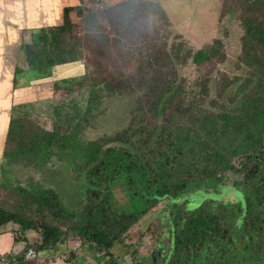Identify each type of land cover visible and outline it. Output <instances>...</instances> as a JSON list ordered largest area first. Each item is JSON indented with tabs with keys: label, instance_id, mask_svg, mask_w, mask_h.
I'll return each mask as SVG.
<instances>
[{
	"label": "trees",
	"instance_id": "trees-1",
	"mask_svg": "<svg viewBox=\"0 0 264 264\" xmlns=\"http://www.w3.org/2000/svg\"><path fill=\"white\" fill-rule=\"evenodd\" d=\"M221 2L218 20L228 15L239 22L237 59L243 68H250L242 79L222 74L216 80L217 98L239 81L228 96L231 109L217 107L215 113L204 107L206 101L215 105L208 100L211 80L200 78L186 85L178 74L187 65L200 68L222 61L220 38L193 49L179 34L171 33L156 0H123L105 8L111 41L125 49L123 56L132 60L134 77L98 79L84 69L78 78L54 80L52 90L66 95L88 87L84 104L73 99L74 123L66 131H45L30 120L11 119L2 152L9 160L34 159L41 166L54 161L73 171L76 181L82 180V203L76 209L67 208L52 187L8 186L0 201V227L14 226L15 240L25 232L36 233L37 241L26 247L37 253L72 238L90 245L112 264H120L124 255L131 264H144L146 257L140 253L144 235L152 248L148 256L155 257L166 246L155 264L264 261V0ZM84 6L63 8L60 25L41 28L36 43L23 46L30 69L78 64L92 39L104 37L97 19ZM73 11L83 20L86 32L81 37L73 33ZM115 94L131 97L126 125L94 140L84 139L87 117L98 115L102 99ZM233 173L240 176L242 201L240 231L235 236L211 200H181L199 182L221 183ZM114 184L125 197L119 207L113 201ZM160 202L168 205L163 219L147 224L137 236L131 234L132 227ZM115 245L122 246L118 254L112 252ZM73 256L67 253L65 261L73 263ZM15 264L39 263L19 257Z\"/></svg>",
	"mask_w": 264,
	"mask_h": 264
},
{
	"label": "rangeland",
	"instance_id": "rangeland-1",
	"mask_svg": "<svg viewBox=\"0 0 264 264\" xmlns=\"http://www.w3.org/2000/svg\"><path fill=\"white\" fill-rule=\"evenodd\" d=\"M123 0H88L83 1L85 5L83 9L92 12V15L97 19L104 37L93 38L90 44L84 50L83 59L78 64L68 65V68H51L44 70V76L48 79L46 82L50 83L54 80L61 78H78V75L88 72L92 77L98 79L109 78L111 76L118 77L119 75L125 79L127 77H134L133 63L129 60L128 56L124 55V50L121 49L119 44L113 43V32L110 24L105 21L104 9L118 4ZM164 12L166 13L169 21V30L172 34H179L193 49H198L208 45L214 38L222 40V53L224 59L216 61L212 64H206L200 68H195L193 65H187L178 69L180 77L185 79L186 85L195 79H208L209 83V96L208 100H213L215 105L211 107L208 101L204 102V107L211 108L215 113L217 107L219 109H231V103L228 101V96L232 95L236 86L239 84L237 81L233 84L228 93L223 95L222 98H217L215 94L216 80L220 75L224 74L229 79L234 77L242 79L247 76L250 68H243L239 63L238 55L240 54V37L242 28L239 22L233 16L225 15L222 19L218 20L220 5L222 0H156ZM72 14L73 33L81 37L86 31L82 29V17H77L75 12ZM86 16V15H84ZM92 30V29H90ZM94 33V32H92ZM87 64L85 68H78V65ZM55 69V70H54ZM58 70V71H57ZM83 72V73H84ZM40 82L41 78L29 79V83ZM76 82V81H75ZM73 83V82H72ZM47 87V86H46ZM75 87V86H74ZM72 86V88L74 89ZM47 89V88H45ZM44 89V91H45ZM76 89V88H75ZM88 87L77 89L70 95L63 94L61 91L51 92L50 95L45 96L37 95L38 89H35L36 96H39L41 103L36 106L28 105L27 120H30L45 131H50L54 128L60 131H66L70 123H74L77 118L76 113L72 110V102L76 100L78 103H85L87 98ZM44 93V92H43ZM124 96V97H123ZM118 96L110 95L108 98H103L99 105V114L90 115L87 117L86 126L82 132V137L86 140H94L104 134L113 133L122 126H125L130 115L131 97L125 95ZM74 99V100H73ZM134 100V99H133ZM65 101L63 107L58 105ZM215 106V107H214ZM130 107V109H129ZM55 110L58 112L55 113ZM93 113V112H92ZM58 115V116H55ZM3 173L4 178L2 183L3 188L0 190V201L3 189L8 186L21 187L28 190H35L38 188L52 187L56 189L60 196L63 198L64 205L69 209H76L82 203V180L75 178L76 173L69 169L60 167L57 162H48L45 165H40L32 159L30 162L27 159L9 160L3 158ZM235 164V163H234ZM237 167V165L235 164ZM240 176L233 173L227 174L223 178V182L218 183L214 181L199 182V187L190 189L186 194L182 195L181 200L189 199L190 203H199L203 200H211L215 209L222 211L223 216L232 225V232L238 234L240 231L239 217L240 206H242L240 194ZM197 185V184H196ZM8 191H6L7 193ZM2 194V195H1ZM113 201L119 207L125 201V197L121 193L118 184H114L112 188ZM166 202H160L151 210H149L130 230L134 236L137 232L142 230L147 224H156L159 219H163V209L168 208ZM10 225V224H9ZM161 225V224H160ZM14 228V226L10 225ZM134 230V231H133ZM143 231V230H142ZM32 232V231H29ZM148 235L140 240V253L146 257L144 264H155L159 256L166 253V246H157L158 251L153 255L148 256L152 251L149 246ZM239 248V247H238ZM122 246L115 245L112 252L120 253ZM120 261V260H119Z\"/></svg>",
	"mask_w": 264,
	"mask_h": 264
},
{
	"label": "crops",
	"instance_id": "crops-1",
	"mask_svg": "<svg viewBox=\"0 0 264 264\" xmlns=\"http://www.w3.org/2000/svg\"><path fill=\"white\" fill-rule=\"evenodd\" d=\"M83 1L85 0H0V186L5 179L2 152L9 121L29 118L28 105H39L42 100L36 96L35 89L39 91L37 95H42L43 98L48 95L51 97L52 93L53 83L46 82L48 79L43 77L45 69L29 68L23 46L36 43L41 28L60 25L63 8L81 5ZM68 65L49 68H68ZM78 68L84 67L78 65ZM32 78L41 80L31 84L29 79ZM14 229L9 224L0 227V255L12 254L19 257L27 245L37 241L38 236L34 232H25L20 239L15 240ZM77 242L79 246L76 248ZM69 252L74 254L73 263L65 261ZM38 254L40 257L52 258L50 263L39 264H112L107 258L99 257L100 254L95 253L90 245L80 244L72 238H66L52 250ZM119 263L131 264L129 256L124 255Z\"/></svg>",
	"mask_w": 264,
	"mask_h": 264
},
{
	"label": "built area",
	"instance_id": "built-area-1",
	"mask_svg": "<svg viewBox=\"0 0 264 264\" xmlns=\"http://www.w3.org/2000/svg\"><path fill=\"white\" fill-rule=\"evenodd\" d=\"M79 246L78 242L75 244L77 248ZM22 261H35L37 263H50L51 256L40 257L37 252H35L32 248L25 249L22 254L19 256ZM17 255H0V264H15Z\"/></svg>",
	"mask_w": 264,
	"mask_h": 264
},
{
	"label": "water",
	"instance_id": "water-1",
	"mask_svg": "<svg viewBox=\"0 0 264 264\" xmlns=\"http://www.w3.org/2000/svg\"><path fill=\"white\" fill-rule=\"evenodd\" d=\"M261 264H264V261Z\"/></svg>",
	"mask_w": 264,
	"mask_h": 264
}]
</instances>
